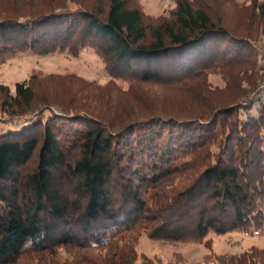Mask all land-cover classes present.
<instances>
[{"label":"trees","instance_id":"trees-1","mask_svg":"<svg viewBox=\"0 0 264 264\" xmlns=\"http://www.w3.org/2000/svg\"><path fill=\"white\" fill-rule=\"evenodd\" d=\"M175 2L0 0V59L89 47L110 75L0 84V264H161L143 233L212 247L263 228L264 0Z\"/></svg>","mask_w":264,"mask_h":264},{"label":"rangeland","instance_id":"rangeland-1","mask_svg":"<svg viewBox=\"0 0 264 264\" xmlns=\"http://www.w3.org/2000/svg\"><path fill=\"white\" fill-rule=\"evenodd\" d=\"M139 1L143 10L153 17L160 14L168 15L176 5L175 0ZM234 70L236 69L232 68L231 72ZM51 73H74L98 84H105L110 79L101 57L89 47L84 48L78 57L72 56L67 51L57 50L48 53H10L0 59V84L7 85L13 93L17 82L28 79L33 74L46 76ZM209 80L213 86H225V79L219 72L211 73ZM240 90L231 86L228 90L230 92L223 96L233 97L239 94ZM253 95L256 96V93ZM183 98L181 96L179 100ZM2 124L0 122V127ZM210 236L214 240L212 247L206 246L204 242L192 240L152 239L143 233L137 250L161 259V264H215L222 261L227 253H239L251 246L264 247V226L253 232L231 231L221 234L211 233ZM178 255L183 256V259Z\"/></svg>","mask_w":264,"mask_h":264}]
</instances>
